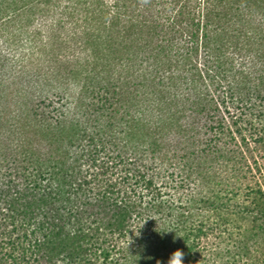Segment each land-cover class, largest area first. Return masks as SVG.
<instances>
[{
	"label": "trees",
	"instance_id": "trees-1",
	"mask_svg": "<svg viewBox=\"0 0 264 264\" xmlns=\"http://www.w3.org/2000/svg\"><path fill=\"white\" fill-rule=\"evenodd\" d=\"M0 40V134L65 146L19 190L1 159L0 264H264V0H0Z\"/></svg>",
	"mask_w": 264,
	"mask_h": 264
},
{
	"label": "rangeland",
	"instance_id": "rangeland-1",
	"mask_svg": "<svg viewBox=\"0 0 264 264\" xmlns=\"http://www.w3.org/2000/svg\"><path fill=\"white\" fill-rule=\"evenodd\" d=\"M9 53L7 47L3 44V42L0 40V59H2L3 56H7ZM1 71V67H0ZM2 72V71H1ZM53 91H46V98L49 100L53 99ZM31 99L32 102L35 104H41V100L43 97L41 96L40 92L38 91H32L31 93ZM70 102V101H68ZM69 105V103H68ZM57 106V105H56ZM48 110H54V106H48ZM1 110V108H0ZM40 110V109H39ZM72 111L69 110V113ZM61 113L60 110L53 111V114L51 117L54 119L55 116H59ZM67 113V112H65ZM41 114L40 111L31 113V120L27 123H35V119L37 120V116ZM238 111L234 113V116L236 117L238 115ZM20 111L18 108H11V112L9 114L8 118V126L7 128L0 134V161L1 159L8 161V167L6 170V173L10 174L11 179L9 178V185L12 184V187H15V184L17 185V189L22 188L23 181L20 179H17L20 176L21 172H28L29 174H35L40 170H55L56 167H58L61 164L60 156H61V149H64V145L55 142L54 140H43L40 135V129H34L31 130L29 133L27 132V126H19L16 124V120H18L17 117H19ZM258 115V116H257ZM74 115H72L73 117ZM239 123L241 126H239L242 134L244 136H241L238 134V131L236 128H234L233 131H236L238 136H236L235 140H246V142L243 143L244 148H246V152L248 153L247 156L250 159V165L252 166L253 173H248L249 178L251 181L259 180L262 181V184H264V138L261 139L258 135L259 128L251 127L252 119H256L257 123H261V121L264 119L262 115L259 116L258 113L250 112L246 110L244 112L243 117H241ZM33 120V121H32ZM188 120H183V123L186 124ZM202 124V123H201ZM34 125V124H33ZM256 130V131H255ZM24 132L28 134V139L23 137ZM36 134V135H35ZM264 134V133H261ZM24 140H31V144H28L25 149L21 150L20 145H23ZM167 143L172 146L176 142V137L174 133H170L169 136L166 138ZM227 140H234L228 138ZM243 142V141H242ZM61 144V145H60ZM249 145L248 147H246ZM254 159L256 161H254ZM257 162V163H256ZM86 166V165H85ZM84 166V170H88V167ZM261 166V172H258L257 168ZM3 170V169H2ZM150 173L153 174L156 177V180L159 181L163 178L164 175V165L160 162L154 163L153 166L150 167ZM5 172V170H4ZM2 173L0 168V174ZM47 174V173H45ZM263 175V177L261 176ZM15 176V177H14ZM255 177V178H254ZM16 178V179H15ZM33 179V177H31ZM42 186L46 185V181L41 182ZM3 184H6V179L0 175V186ZM48 184V183H47ZM7 185V184H6ZM49 185V184H48ZM14 192L15 189H14Z\"/></svg>",
	"mask_w": 264,
	"mask_h": 264
},
{
	"label": "clouds",
	"instance_id": "clouds-1",
	"mask_svg": "<svg viewBox=\"0 0 264 264\" xmlns=\"http://www.w3.org/2000/svg\"><path fill=\"white\" fill-rule=\"evenodd\" d=\"M183 252L180 250L175 251L168 261V264H184L183 262Z\"/></svg>",
	"mask_w": 264,
	"mask_h": 264
}]
</instances>
